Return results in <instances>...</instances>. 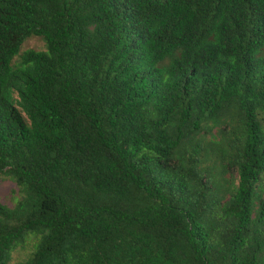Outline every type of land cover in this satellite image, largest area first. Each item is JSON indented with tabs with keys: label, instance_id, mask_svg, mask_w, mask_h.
I'll list each match as a JSON object with an SVG mask.
<instances>
[{
	"label": "trees",
	"instance_id": "16d2710c",
	"mask_svg": "<svg viewBox=\"0 0 264 264\" xmlns=\"http://www.w3.org/2000/svg\"><path fill=\"white\" fill-rule=\"evenodd\" d=\"M0 179V264H264V0H0Z\"/></svg>",
	"mask_w": 264,
	"mask_h": 264
},
{
	"label": "rangeland",
	"instance_id": "374dc122",
	"mask_svg": "<svg viewBox=\"0 0 264 264\" xmlns=\"http://www.w3.org/2000/svg\"><path fill=\"white\" fill-rule=\"evenodd\" d=\"M27 49L44 50L45 46L43 41H41L40 39L32 38L28 40L24 45V50ZM12 189H14L13 183L0 179V200L5 203H9Z\"/></svg>",
	"mask_w": 264,
	"mask_h": 264
}]
</instances>
